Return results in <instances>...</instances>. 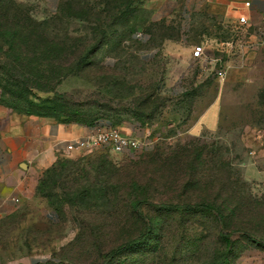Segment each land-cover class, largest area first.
I'll use <instances>...</instances> for the list:
<instances>
[{"label":"rangeland","instance_id":"1","mask_svg":"<svg viewBox=\"0 0 264 264\" xmlns=\"http://www.w3.org/2000/svg\"><path fill=\"white\" fill-rule=\"evenodd\" d=\"M155 6L0 0L1 126L30 115L71 116L90 132L100 124L156 137L135 153H67L52 171L28 175L0 212V264H264V38L247 47V28L236 27L234 39L214 30L219 36L206 47L230 66L219 81L212 66L190 57L171 62L163 38L189 30L155 17ZM28 18L34 41L51 47L8 45L12 32L17 41L29 36ZM137 31L148 40L134 39ZM226 40L244 47L226 52ZM58 67L74 75L57 81ZM209 104L214 116L202 122ZM5 198L0 193V203ZM185 203L201 207L160 206ZM215 207L224 210L221 220Z\"/></svg>","mask_w":264,"mask_h":264},{"label":"crops","instance_id":"2","mask_svg":"<svg viewBox=\"0 0 264 264\" xmlns=\"http://www.w3.org/2000/svg\"><path fill=\"white\" fill-rule=\"evenodd\" d=\"M244 2H248L245 6ZM153 13L158 18H174L180 21L181 29L189 34L166 36L163 38L165 54L171 62L184 63L189 59L190 49L183 42L186 39L194 45H209L217 32L228 36L239 27L237 19L244 17L247 28V40L256 43L264 38V26L261 14L264 12V0H155ZM216 28V29H215ZM184 30V29H183ZM217 30V34H214ZM213 31V32H212ZM173 93L175 89H171ZM170 90V91H171ZM209 114L214 116L213 104H209L200 114L202 122ZM123 133L133 136L131 129L124 128ZM90 133L88 127L74 123H62L40 116H25L0 125V193L6 196L0 203V212L9 208L8 195L18 194L23 189L28 175H36L49 168L57 158L73 154L78 150H66V145ZM133 135H132V134Z\"/></svg>","mask_w":264,"mask_h":264},{"label":"built area","instance_id":"3","mask_svg":"<svg viewBox=\"0 0 264 264\" xmlns=\"http://www.w3.org/2000/svg\"><path fill=\"white\" fill-rule=\"evenodd\" d=\"M244 5L247 6L248 2H244ZM261 22L263 23L262 26H264V12L261 14ZM246 24V20L244 17H239L237 19V25L243 26ZM186 30V28H184ZM233 35V36H232ZM230 35L231 38L234 39L238 36L237 32L234 31V33ZM133 38L144 42L148 40V35L142 32H134ZM230 38V40H231ZM230 40H226L223 43L225 44L226 52H230L234 49V47L238 48L239 51L241 48H243V45H240L236 42V45L233 46L232 42ZM247 47H248V41ZM216 50V48H215ZM190 59L193 63H200L203 65V67L212 66V76L217 80H222L227 73V69L230 67L229 65H224L221 63V60L219 57L215 55L214 49H209L205 47L204 44H197L193 46L190 49ZM140 129L135 128V130ZM156 141V137H153L151 139L149 138H139L136 136H130L128 134L123 133L121 130L113 128V127H106L105 125L97 124L93 126L91 132L81 139H77L69 144L66 145V150H78V151H90L93 148L96 147H104L107 148L112 153H135L140 150L146 149L151 144H153ZM15 201V199H12Z\"/></svg>","mask_w":264,"mask_h":264},{"label":"trees","instance_id":"4","mask_svg":"<svg viewBox=\"0 0 264 264\" xmlns=\"http://www.w3.org/2000/svg\"><path fill=\"white\" fill-rule=\"evenodd\" d=\"M75 17L79 18L78 16H75ZM28 20L31 23V25L28 26L30 28V32L28 34L29 36H27V37L25 36V37H23L22 40H18L17 41V39H16L17 37L15 36L16 34H13V32H12L9 35H7V41L6 42L8 43V45H10L13 50H15L17 47H20V46H23V45H25V46L28 45L29 46V45H34V44H36L37 49H39V48L42 49V48H45L46 46L47 47H51V45L53 43L47 42L44 38H40L39 40H36V42L34 41L33 33H32L33 32V28H32L33 21L30 18H28ZM167 36H169V35H167ZM59 44L60 43L57 42V46ZM74 45H75L74 43L67 44L66 45L67 48L64 49L63 54L65 55V54L71 53V50H72L71 48H73ZM61 46H63V45H61ZM61 55H62V53H61ZM69 74L70 75H74L70 68H67L66 70H64V69H62V67H58L57 68V75H56L57 76V81L62 79V78H64L66 75H69ZM145 102L146 101H143L142 103H145ZM53 120H56V121L62 122V123H81V121H79L78 118H73L71 116H69V117H67V116H57V118H54ZM83 123H85V121ZM56 161H57V159H56ZM55 162L49 168L44 170V172L49 170V169H50V171H52L54 169ZM201 203L204 204V205H202V207H208V205L206 204L205 201H201ZM160 206L161 207H167V208H171V207L172 208H175V207L177 208L178 207V208H181V209H183L185 211L191 210V209L196 210L199 207H201V205H199V204H186V203L185 204H180V205L160 204ZM214 210H216L215 211V215H216L217 218H219V220H221L222 217L225 216V214L223 212L224 210L220 209L219 207H215ZM246 231L245 232L243 231L244 235H246L248 237H253V238L256 237L255 234L251 235L250 233H248ZM144 237H145V235L142 234V235H140L138 237H135V238H132V239H130L128 241L120 243L119 245H117V246L109 249L108 251H106L103 258H106L108 256L117 254V253H119L122 250H127V249L132 248L134 245H136L137 243L141 242V239H143ZM60 264H65V263H60Z\"/></svg>","mask_w":264,"mask_h":264}]
</instances>
